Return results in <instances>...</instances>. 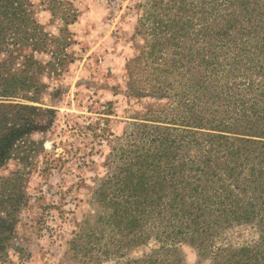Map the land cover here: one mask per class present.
<instances>
[{"label": "trees", "instance_id": "obj_1", "mask_svg": "<svg viewBox=\"0 0 264 264\" xmlns=\"http://www.w3.org/2000/svg\"><path fill=\"white\" fill-rule=\"evenodd\" d=\"M33 5L0 0V54L46 50L48 33ZM140 8V25L153 37L152 63L165 68L153 91L175 95L181 112L148 119L136 148L119 152L122 163L97 190L109 220L133 247L159 239L160 252L133 264H180L173 255L181 243L212 264H264V0H147ZM5 62L0 167L19 155L23 129L38 110L6 101L32 87L28 72L36 63L9 73ZM5 223L0 215V228ZM249 224L259 227L254 244L218 243L230 228Z\"/></svg>", "mask_w": 264, "mask_h": 264}, {"label": "rangeland", "instance_id": "obj_2", "mask_svg": "<svg viewBox=\"0 0 264 264\" xmlns=\"http://www.w3.org/2000/svg\"><path fill=\"white\" fill-rule=\"evenodd\" d=\"M31 1L33 18L48 33L46 50L0 54L9 73L36 63L28 72L32 87L6 101L38 108L23 129L19 155L0 167V215L6 219L0 264L147 259L160 252L159 239L133 247L130 235L125 238L111 224L110 210L97 194L122 163V148L127 153L136 148L148 119L169 121L181 112L175 95L153 91L160 86L155 74L163 75L159 69L165 68L154 67L153 37L140 25L139 4L147 0ZM259 238V227L249 224L230 228L218 243L238 247ZM179 250L173 258L179 262V255L180 264L213 263L189 243Z\"/></svg>", "mask_w": 264, "mask_h": 264}]
</instances>
